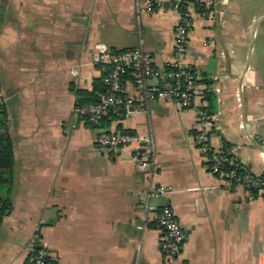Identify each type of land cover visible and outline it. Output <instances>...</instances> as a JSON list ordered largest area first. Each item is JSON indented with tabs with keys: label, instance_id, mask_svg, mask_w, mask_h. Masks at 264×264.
<instances>
[{
	"label": "crops",
	"instance_id": "obj_1",
	"mask_svg": "<svg viewBox=\"0 0 264 264\" xmlns=\"http://www.w3.org/2000/svg\"><path fill=\"white\" fill-rule=\"evenodd\" d=\"M161 2L138 20L134 0H0V124L15 158L12 182L0 185L13 205L0 227V264H29L37 247L57 264L264 263L263 198L227 188L194 139L203 106L214 116L212 147L224 139L251 173L264 172L252 141L264 146V72L249 60L252 21L263 14L251 13V0H218L211 17H194L185 57L201 84L194 107L153 100L149 115L113 114L100 128L75 111L74 89L92 91L105 74L93 63L98 45L129 50L142 37L158 68L173 59L180 14ZM132 79L126 93L136 96ZM105 130L154 135L155 182L170 192L150 206L173 208L186 234L179 258L144 227L138 204L149 177L135 146L101 149Z\"/></svg>",
	"mask_w": 264,
	"mask_h": 264
},
{
	"label": "built area",
	"instance_id": "obj_2",
	"mask_svg": "<svg viewBox=\"0 0 264 264\" xmlns=\"http://www.w3.org/2000/svg\"><path fill=\"white\" fill-rule=\"evenodd\" d=\"M218 0H170V7L179 12L180 18L174 28V56L163 68H158L152 53L145 47L141 37L134 49L111 51L105 45H98L93 54V63L103 66L102 81L106 93L96 103L77 106L75 111L80 119L95 128L113 114L121 117L135 111L149 115V103L153 100L175 101L182 108H191L201 94L199 76L186 63L189 38L196 15L211 17ZM138 20L145 14H152L162 7L161 0H134ZM130 73V74H129ZM132 76L136 96L126 93L127 80ZM154 83H151V82ZM196 132L194 139L201 151L209 171L221 178L227 188L244 189L251 193L257 190L264 200V172L253 174L248 170L244 177L238 175V168L247 169L236 157L238 148L221 139L218 149L212 147L210 138L213 130V114L205 107H196ZM101 149H115L135 146L134 156L137 169L149 177L142 192L138 209L144 214V227L153 226L160 231V245L163 253L171 258H179L183 252L186 234L174 210L163 206L153 210L152 199L167 195L170 189L157 184L155 177L159 171L157 143L152 133L140 134L133 131H101L97 136ZM232 167V169H228ZM29 264H57L51 254L38 247L33 251ZM185 264V263H181ZM264 264V263H263Z\"/></svg>",
	"mask_w": 264,
	"mask_h": 264
},
{
	"label": "trees",
	"instance_id": "obj_3",
	"mask_svg": "<svg viewBox=\"0 0 264 264\" xmlns=\"http://www.w3.org/2000/svg\"><path fill=\"white\" fill-rule=\"evenodd\" d=\"M129 74L125 76L126 80L127 78H132ZM74 91L77 97V106H83L90 103H96L100 99V96L106 93L107 89L102 79H100L95 82L92 91L82 89H74ZM0 114H2L1 110ZM2 127L3 125L0 124V185L2 183L10 184L12 182V173L15 163L11 139L6 130H3ZM228 169L230 170L232 167H229ZM237 173L244 177L248 174V169L238 168ZM256 193L257 190L252 188L251 194L255 195ZM12 207L13 205L9 197L0 198V227L4 218L11 213Z\"/></svg>",
	"mask_w": 264,
	"mask_h": 264
},
{
	"label": "rangeland",
	"instance_id": "obj_4",
	"mask_svg": "<svg viewBox=\"0 0 264 264\" xmlns=\"http://www.w3.org/2000/svg\"><path fill=\"white\" fill-rule=\"evenodd\" d=\"M251 2V13L256 14V16L263 14V16L252 21L249 60L251 63L255 56L259 71L264 72V0H251Z\"/></svg>",
	"mask_w": 264,
	"mask_h": 264
},
{
	"label": "water",
	"instance_id": "obj_5",
	"mask_svg": "<svg viewBox=\"0 0 264 264\" xmlns=\"http://www.w3.org/2000/svg\"><path fill=\"white\" fill-rule=\"evenodd\" d=\"M254 145L256 147H258L262 152H264V146H262L258 141H256L255 139L252 140ZM38 248V247H37Z\"/></svg>",
	"mask_w": 264,
	"mask_h": 264
}]
</instances>
